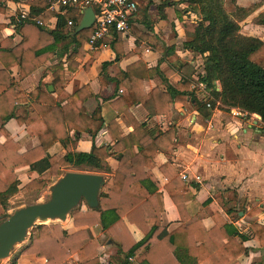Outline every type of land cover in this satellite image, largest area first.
Returning a JSON list of instances; mask_svg holds the SVG:
<instances>
[{
	"label": "trees",
	"instance_id": "trees-1",
	"mask_svg": "<svg viewBox=\"0 0 264 264\" xmlns=\"http://www.w3.org/2000/svg\"><path fill=\"white\" fill-rule=\"evenodd\" d=\"M169 2L173 3L163 0L159 5L163 15ZM185 3L197 16L182 24L190 38L186 45L203 57L205 72L200 80L206 83L209 95L199 97L197 91L191 90L194 66L182 62L174 46L159 45L164 57L158 65L149 67L143 60H138L111 77L121 90L113 105L119 113L128 116L134 130L123 135L118 122L111 120L107 129L115 140L113 145L98 146L94 142L89 152H68L63 157L51 154L49 150L55 143H63L70 130L90 131L95 138L105 125L100 105L92 113H88L85 106L88 99L96 96L89 84L72 94L66 92V70H78L79 59L83 60L89 53L91 58L84 64L88 70L99 57L103 45L112 48L119 60L124 54L122 33L113 30L96 49L85 50L93 28L77 32L84 16L82 10L61 6V11L65 12L57 13L50 10L49 0L28 2L30 18H21V9L18 17L12 19L22 40L13 45L11 36L0 43L3 64L0 68V117L4 121L16 118L31 136L39 139L40 144L21 152L20 143L4 130L7 138L0 142V215L9 213L8 200L18 192L17 170L21 167L29 166L40 174L26 185L27 190L33 192L43 190L62 176L66 167L87 165L96 172L109 171L107 160L110 157L118 160V167L106 184L107 191L102 193L99 206L78 209L72 214L74 226L79 228L77 231L69 233L62 223L37 224L31 230L30 243L19 255L33 254L44 258L46 264H62L77 254L78 264H104L100 259L102 241L92 237L88 230L100 225L108 241L117 246L118 264H242L240 257L249 251L243 242L248 236L241 234L220 212L213 214L215 224L211 228H207L199 216L193 218L187 204L192 192L170 164L162 166L161 170L168 178L165 189L176 205L182 224L172 231L162 224L164 194L152 169L159 152L172 148L177 137L176 127L170 124L162 131L156 126H147L131 111L132 105L141 103L150 116L165 115L173 122L177 103L183 104L189 112L198 110L204 118L211 117L217 108L225 111L239 108L248 114H259L264 127V41L241 32L239 22L227 11L225 0H186ZM4 11V0H0V12ZM54 16L57 25L49 29L47 23ZM134 16L130 18V24ZM69 21L73 24L69 25ZM140 37L148 38L146 34H140ZM68 40L71 44L59 49V44ZM139 50L138 41L134 52ZM55 58L59 61L52 66V84L57 98L38 86L29 94L32 103L18 107L17 100L24 93L16 89L11 69L18 66L20 78L24 79ZM163 61L170 63L165 71L160 68ZM109 64L106 61L102 65V85ZM176 70L182 74V79L175 86L167 84L165 89L156 86L149 92L146 90L147 78L160 74L167 80ZM216 82H219V88ZM128 222L143 232L141 240H136ZM251 228L254 238L264 247V224L253 223ZM18 259L19 256L15 257L12 264H18Z\"/></svg>",
	"mask_w": 264,
	"mask_h": 264
},
{
	"label": "crops",
	"instance_id": "crops-1",
	"mask_svg": "<svg viewBox=\"0 0 264 264\" xmlns=\"http://www.w3.org/2000/svg\"><path fill=\"white\" fill-rule=\"evenodd\" d=\"M172 1L173 3L169 2L165 6V15H163L159 10V5L163 3V0H138L140 8L130 24V30L128 33H122L124 54L119 60H116V52L112 48L103 45L99 57L93 61L88 70L84 68V64L91 58L89 53L83 60L79 59L81 66L78 70H66V92L72 94L89 84L96 96L88 99L85 106L88 113H92L100 105L105 125L95 138L90 131L70 130L69 137L63 143L57 142L50 148L51 154L63 157L68 152H89L94 142L98 146L113 145L115 140L108 131L107 125L114 119L122 129L123 135L134 130V125L128 116L123 112L119 113L113 105V101L119 97L121 90L117 88L111 77H115L129 64L138 60H143L149 67L158 65L164 57L158 49L159 45L174 46L179 59L194 66L195 73L191 90L197 91L199 97L204 96L198 88H195L198 79L205 72L203 57L186 45L190 38L186 36L182 26L188 18L191 17L194 20L197 16L189 10L185 3L186 0ZM148 3L150 4L148 5ZM4 6L5 11L0 12V43L12 36L13 45H15L22 40V36L17 31L12 19L18 17L19 10L29 11L30 7L29 4H24L21 0H4ZM60 7H50V10L64 13L65 11H61ZM225 7L239 22L244 35L257 37L264 41V0H225ZM56 25L57 17L54 16L47 23V27L54 29ZM140 34H146L148 38L143 40ZM138 41L140 50L134 52L138 47ZM67 44H71V41L60 43L59 49H63V46ZM84 48L86 49V45ZM65 58L66 55L63 60ZM58 61L59 58L48 61L24 79L20 78L18 66L11 69L12 81L16 89L24 93L17 100L18 107L32 103L29 94L38 86L46 92L49 91L52 97L57 98L52 84V66ZM106 61H109L110 64L106 68L105 83L102 85L100 74L102 65ZM2 67L3 64L0 61V68ZM169 67L168 61H163L160 64L162 71ZM181 79L182 74L176 70L167 80L160 74L147 78L145 87L148 92L156 86L165 89L167 84L175 86ZM51 87L53 88L51 89ZM131 111L139 122L145 123L147 126H156L162 131H166L170 124H174L176 127L177 137L172 148L159 152L152 169L161 184L160 191L164 194L165 208L162 212V224L168 231H172L182 224L176 205L165 189L168 178L161 170L162 166L170 164L172 170L179 176L183 178V175L186 174L189 177L188 180H184L192 192L187 204L193 218L199 216L203 219L204 225L211 228L215 224L213 214L215 212L222 213L238 228L241 234L248 236L243 242L249 251L240 257V262L242 264H252L253 262L264 264V247L261 246L259 240L254 238L251 228L253 223L264 224V127L261 116L256 113L235 116L232 109L225 111L217 108L211 117L204 118L198 110L194 109L189 112L181 103L174 106L173 122H169L165 115L150 116L141 103L132 105ZM4 130L20 143L21 152L28 151L40 144L39 139L31 136L26 126L20 125L16 118L4 121L0 117V142H4L7 138ZM106 163L110 168L109 171L101 170L93 173L102 174L107 184L118 167V160L110 157ZM79 167L82 166H69L64 169L66 172L69 168L72 169L70 171H78ZM39 175L37 170L31 169L29 166L17 170L18 192L8 200L9 207L12 203L28 202V204H32L44 198L42 193L48 189V186L41 191L33 192H29L26 188V185ZM197 175L202 177V181L195 179ZM55 181L54 179L49 185ZM106 191L105 185L103 192ZM88 207L87 203L82 201L66 221L52 223H62L65 230L73 233L79 228L74 226L72 214L78 209L86 210ZM128 226L136 240L139 241L144 237L143 232L136 225L128 222ZM88 230L92 237L102 241L100 251L102 252L104 249V264L111 263L113 259L117 261L119 256L117 246L110 240L108 241L103 228L97 225L88 228ZM238 238L241 240L239 236ZM105 239L106 241H104ZM30 241L31 239L28 242L30 243ZM77 259V254H74L62 264H77ZM133 260L135 259L132 258ZM18 264H46V260L37 258L33 254H22L18 259Z\"/></svg>",
	"mask_w": 264,
	"mask_h": 264
},
{
	"label": "water",
	"instance_id": "water-1",
	"mask_svg": "<svg viewBox=\"0 0 264 264\" xmlns=\"http://www.w3.org/2000/svg\"><path fill=\"white\" fill-rule=\"evenodd\" d=\"M94 23L95 12L90 6L85 9L77 32L92 28ZM105 185L100 173L68 171L50 185L47 199L17 208L5 219L0 216V261L8 258L17 244L27 240L35 225L66 221L82 201L89 207H98Z\"/></svg>",
	"mask_w": 264,
	"mask_h": 264
},
{
	"label": "built area",
	"instance_id": "built-area-1",
	"mask_svg": "<svg viewBox=\"0 0 264 264\" xmlns=\"http://www.w3.org/2000/svg\"><path fill=\"white\" fill-rule=\"evenodd\" d=\"M24 4H28L34 0H21ZM51 8L56 6H73L78 7L84 13L88 7H93L95 12V23L92 26L93 32L90 38L86 42L87 50L96 49L97 45L101 43L103 38L109 35L113 30L120 33H128L130 30V18L138 12V0H49ZM29 17L28 10H23L21 18L25 19ZM33 20L43 24L37 17H33ZM72 21H69V25H72ZM219 88V82H216ZM195 88H198L204 96L209 95V90L206 83L203 80L198 79L195 84ZM232 113L235 116L248 115L247 112L242 111L239 108H233ZM255 114V113H254ZM183 179L188 180V175L184 174ZM196 180L202 181V177L197 175Z\"/></svg>",
	"mask_w": 264,
	"mask_h": 264
},
{
	"label": "rangeland",
	"instance_id": "rangeland-1",
	"mask_svg": "<svg viewBox=\"0 0 264 264\" xmlns=\"http://www.w3.org/2000/svg\"><path fill=\"white\" fill-rule=\"evenodd\" d=\"M139 5H138V10H139ZM65 46H63V48H64ZM86 50V49H85ZM69 171L70 170H72V169H68ZM68 170H67V172H68ZM78 171H81V172H95V170H94V168H92V167H87V166H82V167H79L78 168ZM66 173V172H65ZM64 173V174H65ZM61 177V176H60ZM59 177V178H60ZM59 178H55V180L57 181ZM49 187H50V185H48V189H45V191H43V195H44V198L43 199H47L48 197H49V194H50V192H49ZM23 204V205H22ZM25 205H28V202H21V203H12L11 205H10V207L9 208H11L12 207V209H9V213L11 212H13L15 209H17V208H20V207H22V206H25ZM86 205V204H85ZM3 219H5L6 218V214H2V215H0ZM50 223H52V222H50ZM31 237H32V232L28 235V238H27V240L26 241H24V242H22L21 244H17L16 245V248H15V250L12 252V254H10V256L8 257V258H6V259H3V260H1L0 261V264H12V261H13V259H15V257H17V256H19L20 257V255H19V253H20V251H21V249L22 248H24V246H26V245H28V241H29V239H31ZM104 241H106V239L104 240ZM101 249V248H100ZM100 259H101V261L104 263V249L102 250V252L100 251ZM109 260V259H108ZM119 256H118V258H117V261L116 260H114L113 259V261L111 262V263H109V264H118L119 262ZM77 264H78V259H77Z\"/></svg>",
	"mask_w": 264,
	"mask_h": 264
}]
</instances>
